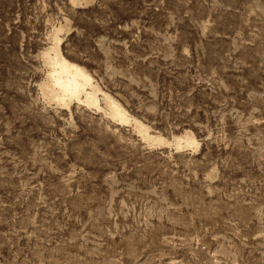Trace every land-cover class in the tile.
I'll return each instance as SVG.
<instances>
[{"label": "rangeland", "instance_id": "374dc122", "mask_svg": "<svg viewBox=\"0 0 264 264\" xmlns=\"http://www.w3.org/2000/svg\"><path fill=\"white\" fill-rule=\"evenodd\" d=\"M60 24L100 88L199 146L48 99ZM0 264H264V0H0Z\"/></svg>", "mask_w": 264, "mask_h": 264}, {"label": "bare ground", "instance_id": "6f19581e", "mask_svg": "<svg viewBox=\"0 0 264 264\" xmlns=\"http://www.w3.org/2000/svg\"><path fill=\"white\" fill-rule=\"evenodd\" d=\"M80 1L73 0L75 3ZM63 28L64 26L60 24L52 29L50 45L42 51L43 61L48 69L40 88L48 99L61 106L69 107L73 101H77L87 107L103 110V113L112 117L118 124L120 122L132 126L150 145L168 144L175 145L178 149L185 146L196 148L199 141L197 142L190 132L176 135L173 140L160 134H153L148 124L130 114L110 93L100 88L85 66L64 55L60 37ZM102 100L105 105L102 104Z\"/></svg>", "mask_w": 264, "mask_h": 264}]
</instances>
